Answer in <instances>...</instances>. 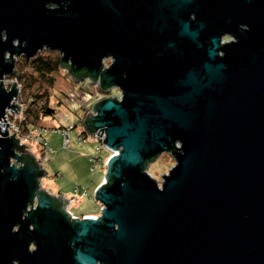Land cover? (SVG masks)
I'll use <instances>...</instances> for the list:
<instances>
[{
    "label": "water",
    "instance_id": "1",
    "mask_svg": "<svg viewBox=\"0 0 264 264\" xmlns=\"http://www.w3.org/2000/svg\"><path fill=\"white\" fill-rule=\"evenodd\" d=\"M44 50L120 90L83 123L114 155L99 217L73 218L4 121L0 264H264V0H0V124Z\"/></svg>",
    "mask_w": 264,
    "mask_h": 264
},
{
    "label": "rangeland",
    "instance_id": "2",
    "mask_svg": "<svg viewBox=\"0 0 264 264\" xmlns=\"http://www.w3.org/2000/svg\"><path fill=\"white\" fill-rule=\"evenodd\" d=\"M225 41H230V39L227 37ZM49 53L61 57L59 53L50 50H44L39 54L49 55ZM23 59L16 58L18 76L20 73L18 74L17 68L23 66ZM110 64L111 59L105 61L106 67H109ZM23 71L26 74L33 73L30 68H24ZM68 72L67 69L62 68L54 73L51 76L54 80L53 86L48 82L41 81L36 83L32 89H28L21 82L20 77L17 86L20 87L19 96L22 101L27 104L38 100L37 106H32V110L34 114L40 117V120L37 123L33 118L28 121L32 122L34 127L43 128L44 139L48 144V147L44 149L31 141L26 147L29 148V152L36 158L46 173L40 180L43 190L53 194V196L59 197L62 195L64 200L68 202L73 200L70 202L68 211L77 217H83L85 214L96 216L100 215L102 206L95 200L94 193L102 184L106 170L99 167L92 171L93 165L90 162V157H103L104 162H107L113 153L103 151L98 154V144L92 135L88 134L87 137L83 135L84 140L82 143H79L78 139L84 132L82 125L86 119V114L91 111L93 105L97 101L108 97L120 98V90L115 88L110 92H104L97 85L91 83L90 80L75 83V78L68 75ZM15 83H17L16 75L6 77L4 80L7 91H10ZM36 94L43 96L41 101L36 99ZM46 103H48L49 108L55 110V114L51 116L41 114V108ZM66 116L65 121H58V118ZM4 119L5 117L2 120ZM11 122L13 121L11 120ZM0 127H2L1 124ZM70 127H74L73 130L68 131L70 145L64 148L65 138L61 128L68 129ZM28 134L29 132L25 136H28ZM175 164L176 161L170 154H163L150 164L148 172L161 185L162 176L169 174ZM83 193H87V197H82Z\"/></svg>",
    "mask_w": 264,
    "mask_h": 264
},
{
    "label": "built area",
    "instance_id": "3",
    "mask_svg": "<svg viewBox=\"0 0 264 264\" xmlns=\"http://www.w3.org/2000/svg\"><path fill=\"white\" fill-rule=\"evenodd\" d=\"M20 94V87H18V94L16 96V98H14L12 105L14 104L15 106H18L21 108V110L19 111L17 109V107L15 108L16 112L18 113V115L16 113H14L11 109H8L5 115V119L2 120L1 122V128L4 131H6V123L4 121H7V123L9 124V127H7V131L9 133V136L12 137L14 134L15 135V139L19 140V146H23V145H27L29 144L31 141L35 142L38 146H41L42 148H47L48 144L44 139V131L43 128H39V127H34V125H32L28 120V110L31 106V102H28L27 104H25L21 97L19 96ZM67 119L66 117H60L58 118V121H65ZM11 120L13 122H11ZM63 131V136L65 138L64 140V148H67L70 145V139L68 136V131L71 129L73 130L74 127H70L68 129L65 128H61ZM29 132L28 136H25V134ZM99 135V131L96 132V135H92L93 139L97 142L98 146H97V152L98 154H101L103 151L105 152H109L104 144L103 141L105 139V134L102 133V136H98ZM79 143H82L84 138L83 135L79 136ZM114 155V153L112 154V156ZM90 162L93 165L92 171H95L97 168L101 167V169H106V165L107 162H104L103 157L102 158H97V157H90ZM82 197H87V193H83ZM88 217H92V218H98L99 215H87ZM73 218H78L77 216L72 214Z\"/></svg>",
    "mask_w": 264,
    "mask_h": 264
},
{
    "label": "trees",
    "instance_id": "4",
    "mask_svg": "<svg viewBox=\"0 0 264 264\" xmlns=\"http://www.w3.org/2000/svg\"><path fill=\"white\" fill-rule=\"evenodd\" d=\"M24 63L21 68L18 69V74L20 73L21 82L26 85L28 89H32V87L39 82H48L50 85L53 86V78L51 77L54 73L58 72L60 69H62L63 64L61 61V57L54 53H49V55L45 54H39L29 62H27L25 59H23ZM24 68H30L32 69L33 73L37 76H35L33 73H25L23 71ZM75 78L78 81H84L85 79L89 78V74L84 72H79L75 74ZM36 99L42 100L43 96L40 94L35 95ZM37 101L34 100L31 103V106L28 110V119L31 120V118L35 119V123H37L40 120V117L33 113L32 106H37ZM46 103L41 109V114L43 116H51V114H48L47 111L50 109L49 106ZM33 124L32 122H30ZM88 131L93 132L94 128L92 127V123H88ZM82 135L87 137V132H83ZM84 138V137H83Z\"/></svg>",
    "mask_w": 264,
    "mask_h": 264
},
{
    "label": "flooded vegetation",
    "instance_id": "5",
    "mask_svg": "<svg viewBox=\"0 0 264 264\" xmlns=\"http://www.w3.org/2000/svg\"><path fill=\"white\" fill-rule=\"evenodd\" d=\"M51 109V108H50ZM53 114H55V112L53 113ZM53 114H51V115H53ZM83 126V125H82ZM84 128V127H83ZM84 132H85V129H84ZM20 147H23V146H20ZM26 147V146H25ZM27 148V147H26ZM27 150H29V148H27ZM49 193V192H48ZM51 194V193H50ZM53 195V194H52ZM58 206L59 207H61V204H58ZM85 216V215H84ZM31 248H35L34 246H32Z\"/></svg>",
    "mask_w": 264,
    "mask_h": 264
},
{
    "label": "crops",
    "instance_id": "6",
    "mask_svg": "<svg viewBox=\"0 0 264 264\" xmlns=\"http://www.w3.org/2000/svg\"><path fill=\"white\" fill-rule=\"evenodd\" d=\"M87 215H90V214H85V216H87Z\"/></svg>",
    "mask_w": 264,
    "mask_h": 264
}]
</instances>
